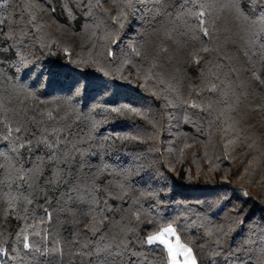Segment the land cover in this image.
I'll return each instance as SVG.
<instances>
[{
	"label": "snow or ice",
	"instance_id": "obj_1",
	"mask_svg": "<svg viewBox=\"0 0 264 264\" xmlns=\"http://www.w3.org/2000/svg\"><path fill=\"white\" fill-rule=\"evenodd\" d=\"M60 54L99 75L49 99ZM181 169L264 193V0H0V264H264V201Z\"/></svg>",
	"mask_w": 264,
	"mask_h": 264
},
{
	"label": "trees",
	"instance_id": "obj_2",
	"mask_svg": "<svg viewBox=\"0 0 264 264\" xmlns=\"http://www.w3.org/2000/svg\"><path fill=\"white\" fill-rule=\"evenodd\" d=\"M71 39V37H69ZM79 39L75 40L77 46L79 45ZM126 43L130 41L126 40ZM78 50V47H77ZM49 61H53L48 64V67L52 69V74L49 82L46 86L37 85L39 90L49 99H55L58 97L67 96L68 92L66 91L68 85L76 78L87 75L89 79L93 78L98 73H95L93 69L85 70H76L74 66L68 65L63 59L62 54L58 55L55 58H48ZM107 79V78H105ZM117 83H121L117 81ZM124 88H128V91L110 89L107 93L97 94L92 92L87 98L77 97L73 100V104L78 108H83L87 103L89 106L95 103H105L111 100H116L119 102H131V103H142L146 100H150V97H147L140 90L136 89L134 85H123ZM86 110V109H85ZM97 118H101L97 115ZM117 130H122L118 128ZM242 158V157H240ZM191 162V157L186 161L183 167L189 166ZM238 162V161H237ZM228 162H225L227 164ZM236 163V162H234ZM216 182L207 183L203 178L194 183H189L184 179V173L181 169V175L174 178V184L172 181H169V184L172 185L171 190L166 193L174 201H183L192 206V211L199 207L196 204V201H212L218 197H231L234 203L241 204L245 199L242 196H239V189L237 178L233 177V182L231 184H224L220 182L219 175L215 178ZM235 193V195H234ZM239 196V199L236 197ZM257 201H264V193L259 192L258 189H252V198L248 199L246 205L241 204V207L245 209H252L256 212L257 215H260L259 207L257 206ZM255 206V207H254ZM195 218L194 216L192 217Z\"/></svg>",
	"mask_w": 264,
	"mask_h": 264
}]
</instances>
